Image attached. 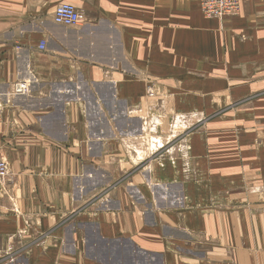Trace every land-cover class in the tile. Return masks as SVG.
<instances>
[{
  "label": "crops",
  "instance_id": "crops-1",
  "mask_svg": "<svg viewBox=\"0 0 264 264\" xmlns=\"http://www.w3.org/2000/svg\"><path fill=\"white\" fill-rule=\"evenodd\" d=\"M0 103V264H264V0H0Z\"/></svg>",
  "mask_w": 264,
  "mask_h": 264
},
{
  "label": "built area",
  "instance_id": "built-area-1",
  "mask_svg": "<svg viewBox=\"0 0 264 264\" xmlns=\"http://www.w3.org/2000/svg\"><path fill=\"white\" fill-rule=\"evenodd\" d=\"M242 0H200L203 15L208 19H226L236 17L241 10ZM54 23L64 27H77L84 20V14L74 5L62 3L57 6L54 13ZM44 47V46H42ZM153 96V88L150 85L147 90ZM29 92L27 83H18L14 94L22 95ZM5 106L0 103V142L2 140L1 126L5 117ZM12 180L9 164L0 148V182L5 183Z\"/></svg>",
  "mask_w": 264,
  "mask_h": 264
},
{
  "label": "rangeland",
  "instance_id": "rangeland-1",
  "mask_svg": "<svg viewBox=\"0 0 264 264\" xmlns=\"http://www.w3.org/2000/svg\"><path fill=\"white\" fill-rule=\"evenodd\" d=\"M202 10V9H201ZM149 85H152V83H150ZM152 88L154 89V86L152 85ZM147 95L149 96V97H153L154 96V92H153V96H150V94H149V92L147 91ZM166 110H168V109H162V112H163V114H161V113H157L156 115H155V118H156V120H155V118H153L151 121H149L150 123H146V125H150V127L149 126H147L146 127V129L148 130V131H150V129H152L151 131H155V132H162V130H163V127H164V125H163V121L165 120H163V119H160L159 118V121H158V117H162L163 115L165 116V112H166ZM171 114V113H170ZM198 115H196L195 117H192V116H187V115H185L184 117L181 115V116H179V118H177V117H174V119L173 120H170V127H169V129L171 130V131H174V132H179V131H182L183 129H187L189 126L191 127V126H193V121H196L197 122V120L199 119V118H201L202 119V122H203V120L205 119V118H207L208 117V115H204L203 113H197ZM189 119H188V118ZM192 117V118H191ZM192 119H194L193 121H192ZM190 120V121H189ZM158 122L160 123V126H159V128H158ZM182 122H184V123H182ZM187 122V124H185ZM189 122V123H188ZM192 123V124H191ZM185 124V125H184ZM184 127V128H183ZM186 127V128H185ZM157 130V131H156ZM189 130V129H188ZM192 130H194L193 128H192ZM5 156V155H4ZM6 158V157H5ZM10 167V166H9ZM11 171V170H10ZM12 174V173H11Z\"/></svg>",
  "mask_w": 264,
  "mask_h": 264
}]
</instances>
